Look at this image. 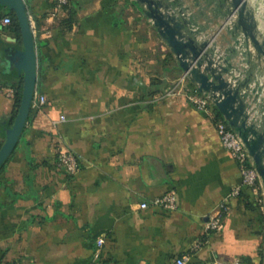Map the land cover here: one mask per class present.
<instances>
[{
  "label": "crops",
  "instance_id": "crops-1",
  "mask_svg": "<svg viewBox=\"0 0 264 264\" xmlns=\"http://www.w3.org/2000/svg\"><path fill=\"white\" fill-rule=\"evenodd\" d=\"M167 1L255 89L248 101L263 124L264 61L241 31L223 25L226 5ZM24 2L34 95L46 101L31 104L0 170V264H173L184 254L185 264H264V203L242 184L214 121L181 96L160 98L183 71L134 1ZM248 2L264 38V0ZM11 12L0 5V41L16 37L2 24ZM71 13L67 28L62 19ZM20 81L0 71V87ZM16 109L0 92V143L1 124ZM60 148L78 156L74 174L56 165ZM168 191L176 209L151 203ZM223 201L220 227L205 232L206 216Z\"/></svg>",
  "mask_w": 264,
  "mask_h": 264
},
{
  "label": "water",
  "instance_id": "water-1",
  "mask_svg": "<svg viewBox=\"0 0 264 264\" xmlns=\"http://www.w3.org/2000/svg\"><path fill=\"white\" fill-rule=\"evenodd\" d=\"M138 10L148 18L161 39L168 45L178 65L198 92L207 94L216 109L237 133L246 147L264 189V123L255 115L248 99L247 81H240L232 65L218 54L209 40H199L190 28L182 10L177 12L167 0H133ZM226 5V20L234 31H241L264 61V38L258 35V21L248 0H218ZM0 5L13 11L20 35L2 37L0 41V71L21 80V95L11 121L1 124L0 168L15 149L26 125L37 76L35 45L24 0H0ZM233 15V16H232ZM232 16V17H231ZM257 96V95H256ZM255 96V97H256ZM264 113V105L262 106Z\"/></svg>",
  "mask_w": 264,
  "mask_h": 264
},
{
  "label": "built area",
  "instance_id": "built-area-1",
  "mask_svg": "<svg viewBox=\"0 0 264 264\" xmlns=\"http://www.w3.org/2000/svg\"><path fill=\"white\" fill-rule=\"evenodd\" d=\"M69 0H56V7L63 8L67 5ZM233 16V15H232ZM231 16V17H232ZM11 18L6 15L2 19V24H10ZM188 79L183 73L175 82H173L161 95L160 98L169 97H183L187 102L192 104L197 110L204 112L214 121V126L217 131L219 140L223 148L230 154L236 162L239 169L242 184L250 187L256 199L260 203H264V189L260 178L253 165L252 159L248 154L246 147L237 133L228 125L223 117H216V107L213 101L207 94L198 92L194 87H189ZM0 92L7 96L15 97V89L13 87H0ZM46 98L44 95H33L32 105L39 106L44 104ZM78 156L68 149L60 148L57 153L56 165L64 169L69 174H74L78 169ZM240 187H234L230 196L239 194ZM153 205L162 207L168 210L177 208V195L174 191H168L163 195L156 197L151 202ZM146 203H142L141 207H145ZM227 211V206L223 201L213 211L206 216L204 224L205 232L217 230L222 222L223 214ZM98 244L101 240L98 239ZM189 255L184 254L175 259L173 264H185L189 260ZM212 264H226L220 262H213ZM229 264H239L238 260H234Z\"/></svg>",
  "mask_w": 264,
  "mask_h": 264
},
{
  "label": "trees",
  "instance_id": "trees-1",
  "mask_svg": "<svg viewBox=\"0 0 264 264\" xmlns=\"http://www.w3.org/2000/svg\"><path fill=\"white\" fill-rule=\"evenodd\" d=\"M66 6V5H65ZM63 6V8L65 7ZM10 18H11V30H13L15 33H16V36H19L20 35V27H19V24L15 18V15L13 12H11L10 14ZM33 20L35 21L36 18L33 17ZM74 22V17L71 14L67 15V17L63 18L62 19V23L65 25V27L67 28H71L72 27V24ZM188 85L189 87H192L194 88V85L188 81ZM13 88L15 89V97H14V103H15V106L18 107V104H19V100H20V95H21V81L20 83L18 84V86H13ZM216 117H222V115L220 114V112L218 110H216ZM9 122V121H8ZM2 169V167L0 168V170Z\"/></svg>",
  "mask_w": 264,
  "mask_h": 264
}]
</instances>
